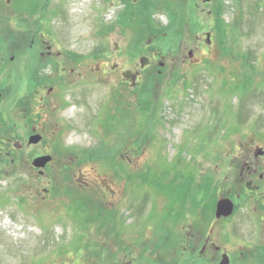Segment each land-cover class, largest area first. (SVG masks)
Listing matches in <instances>:
<instances>
[{
  "label": "rangeland",
  "instance_id": "1",
  "mask_svg": "<svg viewBox=\"0 0 264 264\" xmlns=\"http://www.w3.org/2000/svg\"><path fill=\"white\" fill-rule=\"evenodd\" d=\"M100 1L19 3L20 13L39 5L55 57L39 74L47 87L33 100L34 121L23 108L4 114L14 133H0V264H149L146 249L156 243L172 258L175 229L163 221L177 208V182L199 177L237 140L246 116H264V0H198L197 34L163 50V74L143 70L144 47L155 54L152 41L139 45V16L126 21L123 11H109L96 25ZM175 1L180 23L191 10ZM138 3L124 7L136 13ZM164 10L153 21L168 27ZM218 19L227 50L246 60L225 55L217 41L207 45ZM36 47L21 51L15 65L36 58ZM18 71L22 100L32 91L29 73ZM37 125L43 142L27 146ZM100 151L104 159L89 160ZM40 158L50 161L37 168Z\"/></svg>",
  "mask_w": 264,
  "mask_h": 264
},
{
  "label": "flooded vegetation",
  "instance_id": "2",
  "mask_svg": "<svg viewBox=\"0 0 264 264\" xmlns=\"http://www.w3.org/2000/svg\"><path fill=\"white\" fill-rule=\"evenodd\" d=\"M129 1L101 0L94 16L95 24L101 23L99 21L109 11L114 15L123 11L126 21H132V16L138 17L132 15L133 12L128 7H124ZM20 2L21 0H0V133H14V128L6 124L4 119V114L10 115L12 108H23L25 118L30 122L34 121L33 100L38 98L43 90L41 88L47 87L41 82L39 74L47 67L54 66L53 43L42 34L45 17L37 16L39 11L36 8L39 5L32 6L26 13H20ZM31 2L32 0H24L25 4ZM138 2L135 9L139 15L142 10L144 13L149 12V7L151 12L157 9L165 11L166 5L176 9L181 7L175 5V0ZM182 3L190 8L188 19L191 18L194 22L193 31L186 27L183 35L192 38L196 36L199 26L197 15L204 12V8L198 0H182ZM203 3L209 4L205 0ZM208 14L213 16V11ZM49 17L50 14L47 13V18ZM153 17L154 15L151 16L152 19ZM116 23L115 19L113 24ZM29 24L34 27L31 31L27 29ZM189 25L191 26V22ZM213 31L205 33L206 40L207 35L210 40L213 39ZM155 34L152 33L153 39L151 37L150 40L153 42L149 45V54L155 55L148 57L146 46L144 47L146 59L143 60V70L152 74L158 68L157 73L163 74L166 63H161L158 59L169 56L162 54L163 49L158 43L163 36H158L157 32ZM36 45V58L25 59L24 65H15L21 51H35ZM190 53L193 58V51H189L188 57ZM19 68L29 73L28 82L32 91L22 100H17L16 95ZM48 81L50 83L51 79ZM36 87L38 88L34 90ZM51 92L52 89L49 93ZM6 105L8 107L4 108ZM39 127L41 126L37 125L32 129V136L42 137L37 133ZM234 136L237 140L226 142L222 153L204 165L205 169L200 172L199 177L192 176L177 182V191L173 193L177 208L174 206L172 220L168 218L163 221L174 226L177 238L175 255L163 258L162 249L156 243L146 249L147 254L152 255L144 259L149 264H264V116H246ZM122 264H133V261Z\"/></svg>",
  "mask_w": 264,
  "mask_h": 264
},
{
  "label": "trees",
  "instance_id": "3",
  "mask_svg": "<svg viewBox=\"0 0 264 264\" xmlns=\"http://www.w3.org/2000/svg\"><path fill=\"white\" fill-rule=\"evenodd\" d=\"M165 7H166V12L169 15V18L171 20H173L168 27L160 26L153 21V19L151 18V16H152L151 7H149V12L147 11L146 13H144L142 10V13H140V14H146L147 17H142L141 15H139L138 12L132 13V15H138L140 18L141 29L137 31L138 32L137 35L140 37V39L142 41L141 44H139L140 46L143 45L142 43H145L146 41L150 40L151 37L153 39L152 33L155 34L157 32L158 36H160V37L163 36L162 41L158 42L159 46L163 50L167 51L169 49V47L175 41L178 40V38H181L183 36V33H182L183 28H186V27L190 28V25H189L190 22L194 23L191 18H190V20L188 18L187 19L183 18L182 22L176 23V19L178 18L177 12L179 9H176L175 7H170L169 5H166ZM222 26L225 29L227 28L226 26H224V22L223 21L221 22V20L218 19V21L215 24L216 28H214V31H213L214 37H213L212 42L214 43L217 41L220 44L221 52L225 53V55H228V54L232 55L233 52L228 51L226 48V34H225V31L223 30ZM232 56H234L235 58H241V59H245V60L248 58L247 55H235L234 54ZM85 156H88V155L86 154ZM90 156H91V154L89 155V160L94 159L95 157H98V158L100 157L101 159H104L105 153L103 151H100V155L93 154L92 158ZM54 192H59V191L54 190Z\"/></svg>",
  "mask_w": 264,
  "mask_h": 264
},
{
  "label": "water",
  "instance_id": "4",
  "mask_svg": "<svg viewBox=\"0 0 264 264\" xmlns=\"http://www.w3.org/2000/svg\"><path fill=\"white\" fill-rule=\"evenodd\" d=\"M206 3H209L210 0H205ZM207 42L208 44H210V36L207 35ZM189 58L192 59V53H190ZM42 138L39 136H33L29 139L28 141V145L29 146H36L41 142ZM50 161V158H42V159H38L34 162V166L35 167H44L46 165V163H48Z\"/></svg>",
  "mask_w": 264,
  "mask_h": 264
},
{
  "label": "bare ground",
  "instance_id": "5",
  "mask_svg": "<svg viewBox=\"0 0 264 264\" xmlns=\"http://www.w3.org/2000/svg\"><path fill=\"white\" fill-rule=\"evenodd\" d=\"M74 110H75V109L73 108V109L71 110V113L74 112ZM33 172H34V171H33ZM29 173H30L29 177L33 180V183H35V184H39V183L41 182V180H38L37 177L32 173L31 170L29 171ZM31 179H30V180H31ZM35 186H36V185H35Z\"/></svg>",
  "mask_w": 264,
  "mask_h": 264
}]
</instances>
